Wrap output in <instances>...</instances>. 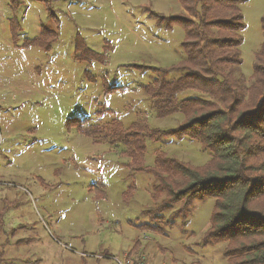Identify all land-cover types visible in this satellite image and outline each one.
Listing matches in <instances>:
<instances>
[{
    "label": "rangeland",
    "instance_id": "obj_1",
    "mask_svg": "<svg viewBox=\"0 0 264 264\" xmlns=\"http://www.w3.org/2000/svg\"><path fill=\"white\" fill-rule=\"evenodd\" d=\"M180 6L0 0V264H227L223 244H200L214 199L195 202L184 218L166 213L170 223L155 220L153 174L132 168L125 145L107 131L134 123L166 130L183 119L157 117L145 92L156 78L182 74L173 67L185 58L184 28H166L155 15ZM240 9L239 71L249 80L264 0ZM45 29L52 32L42 40ZM158 150L196 166L211 156L188 137L146 138L145 165Z\"/></svg>",
    "mask_w": 264,
    "mask_h": 264
},
{
    "label": "trees",
    "instance_id": "obj_2",
    "mask_svg": "<svg viewBox=\"0 0 264 264\" xmlns=\"http://www.w3.org/2000/svg\"><path fill=\"white\" fill-rule=\"evenodd\" d=\"M178 1L184 12L155 15L166 28L177 22L184 28L185 58L173 67L182 74L156 78L145 92L157 117L179 112L183 119L166 130L134 123L107 131L125 145L132 168L153 174L155 220L170 223L166 213L184 218L195 202L213 198L200 244H223L227 264H264V17L263 41L246 80L239 71L245 0ZM185 90L196 95L177 99ZM171 136L198 141L211 152L209 160L196 166L158 150L153 165H145L146 138Z\"/></svg>",
    "mask_w": 264,
    "mask_h": 264
},
{
    "label": "crops",
    "instance_id": "obj_3",
    "mask_svg": "<svg viewBox=\"0 0 264 264\" xmlns=\"http://www.w3.org/2000/svg\"><path fill=\"white\" fill-rule=\"evenodd\" d=\"M183 9H182V7L180 6V12L182 11ZM179 12V13H180ZM10 27L12 28V26L10 25ZM13 29H11V31H12ZM49 31V32H48ZM51 33L52 31L50 30V29H45V30H42L41 32H40V34L38 35V37L40 38V39H44L45 38V35H43V33ZM53 34V33H52ZM14 35V34H13ZM52 37V36H51Z\"/></svg>",
    "mask_w": 264,
    "mask_h": 264
}]
</instances>
